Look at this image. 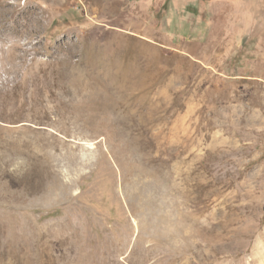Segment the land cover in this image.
<instances>
[{
	"label": "rangeland",
	"instance_id": "374dc122",
	"mask_svg": "<svg viewBox=\"0 0 264 264\" xmlns=\"http://www.w3.org/2000/svg\"><path fill=\"white\" fill-rule=\"evenodd\" d=\"M0 264H264V0H0Z\"/></svg>",
	"mask_w": 264,
	"mask_h": 264
}]
</instances>
